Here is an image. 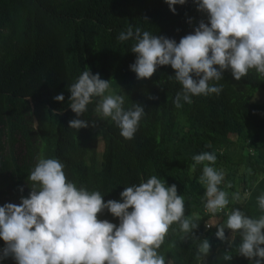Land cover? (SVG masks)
<instances>
[{
	"label": "trees",
	"instance_id": "16d2710c",
	"mask_svg": "<svg viewBox=\"0 0 264 264\" xmlns=\"http://www.w3.org/2000/svg\"><path fill=\"white\" fill-rule=\"evenodd\" d=\"M175 7L174 14L165 0H0V206L29 197L28 177L41 157L58 159L69 181L99 191L105 202H123L125 187L155 175L166 186H177L186 216L199 223L187 236L172 225L161 249L166 262L255 264L239 254L240 233L225 228L228 242L215 233L236 208L250 218L264 215L257 201L264 195V76L250 70L237 81L227 70L219 82H211L223 86L219 95L193 96L191 104L181 101L177 108L182 85L175 70L161 66L152 78L137 79L130 68L137 59L131 52L135 41L117 39L132 26L179 43L201 20L209 23L193 0ZM86 67L125 97V110L144 106L132 140L110 119L95 117L98 98L81 117L71 110L69 86ZM60 94L63 102L54 99ZM77 118L88 120L89 127L69 128ZM203 152L217 156L210 166L224 172L219 187L230 201L227 211L215 215L205 209L206 188L199 182L203 164L192 168V157ZM235 193L239 201L232 199ZM99 218L119 226L108 210ZM208 221L215 226L206 228ZM203 239L211 250L198 261ZM4 247L0 239V251ZM225 252L231 261L222 259ZM0 264L16 261L8 257Z\"/></svg>",
	"mask_w": 264,
	"mask_h": 264
},
{
	"label": "clouds",
	"instance_id": "9594fccd",
	"mask_svg": "<svg viewBox=\"0 0 264 264\" xmlns=\"http://www.w3.org/2000/svg\"><path fill=\"white\" fill-rule=\"evenodd\" d=\"M165 2L175 14V6L188 0ZM193 2L207 14L210 26L201 20L194 34L182 37L179 43L140 27L133 30L132 26L117 37L119 41H135L131 52L137 54V59L130 68L137 79L152 78L161 66L170 65L175 70V79L182 85L174 102L177 108L182 107L181 101L191 104L193 96L219 95L223 86L211 82H219L227 70L237 81L248 76L250 70L264 76V0ZM109 90L110 81L86 67L69 86V106L81 117L98 98L96 113L114 122L123 138L132 140L145 115L144 106L136 103L125 110V97ZM54 99L63 102L65 97L60 94ZM87 127L86 119L69 121V128L77 131ZM192 159L193 170L203 164L199 182L206 188V211L213 215L223 212L230 201L228 193L219 187L224 172L210 166L216 163L217 156L203 152ZM28 181V198L22 197L19 205L0 206V239L5 242L0 260L12 257L16 264H170L161 249L172 225L178 224L185 236L194 235L193 230L199 227L195 217L186 216L185 201L178 195L177 186H166L155 175L125 187L120 194L123 202H105L99 191L77 187L68 180L63 163L55 158L41 157ZM232 199L239 201V193ZM257 201L264 211V195ZM105 210L119 218V226L99 218ZM213 226L211 221L206 224V228ZM225 228L242 236L241 256L264 264V215L254 219L236 208L228 214L226 225L215 233L222 242H228ZM210 250V241L203 239L196 259L205 258ZM222 259L231 261L233 257L225 252Z\"/></svg>",
	"mask_w": 264,
	"mask_h": 264
},
{
	"label": "rangeland",
	"instance_id": "374dc122",
	"mask_svg": "<svg viewBox=\"0 0 264 264\" xmlns=\"http://www.w3.org/2000/svg\"><path fill=\"white\" fill-rule=\"evenodd\" d=\"M109 91H110L111 93H114V92H112L113 90H111V89H110ZM256 92H257V90H255V93H256ZM114 94H115V93H114ZM95 109H96V107H95ZM95 117H96V118H100V116L96 113V111H95Z\"/></svg>",
	"mask_w": 264,
	"mask_h": 264
}]
</instances>
